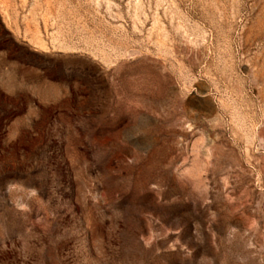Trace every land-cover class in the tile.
<instances>
[{
	"label": "rangeland",
	"instance_id": "374dc122",
	"mask_svg": "<svg viewBox=\"0 0 264 264\" xmlns=\"http://www.w3.org/2000/svg\"><path fill=\"white\" fill-rule=\"evenodd\" d=\"M0 264H264V0H0Z\"/></svg>",
	"mask_w": 264,
	"mask_h": 264
}]
</instances>
